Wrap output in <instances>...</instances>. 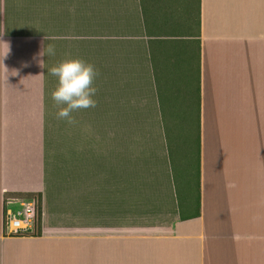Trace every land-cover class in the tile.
Segmentation results:
<instances>
[{
  "label": "crops",
  "instance_id": "obj_1",
  "mask_svg": "<svg viewBox=\"0 0 264 264\" xmlns=\"http://www.w3.org/2000/svg\"><path fill=\"white\" fill-rule=\"evenodd\" d=\"M35 1L39 27L48 4ZM77 1L50 0L51 44L98 29L101 82L147 107L170 161L199 157L198 214L140 237L106 221L98 236L54 235L45 219L42 235L4 233L6 199L46 186L47 37L12 26L0 0V264H74L91 239L101 264H264V0H98L97 20Z\"/></svg>",
  "mask_w": 264,
  "mask_h": 264
},
{
  "label": "rangeland",
  "instance_id": "obj_2",
  "mask_svg": "<svg viewBox=\"0 0 264 264\" xmlns=\"http://www.w3.org/2000/svg\"><path fill=\"white\" fill-rule=\"evenodd\" d=\"M71 2L77 11L79 1ZM46 4L48 10L45 8L40 15L38 27L36 1L11 0V25L28 34L45 29L47 45L52 43L48 38L53 31H50V0H44ZM97 6L98 0H91L95 20ZM66 18L60 16L62 20ZM6 25L9 26L8 15ZM60 25L61 28L56 24L55 29H63L61 22ZM55 45V55L45 56L44 62L46 186L38 207L48 224L47 230L54 235L92 237L99 235V224L106 221L107 235H158L170 230L179 215L195 213L196 158L184 164L170 161L171 150L165 146L162 130L153 115L149 118L147 107L137 97L120 96L114 83L101 82L98 29L87 32L75 26L68 40L56 41ZM72 57L95 65L97 93L95 107L73 112L74 122L68 123L56 116L58 108L51 92L57 79L47 69ZM179 173H183L182 177ZM100 213H105L102 220ZM90 241L89 253H75L74 264L76 260L81 264H101L97 241Z\"/></svg>",
  "mask_w": 264,
  "mask_h": 264
},
{
  "label": "clouds",
  "instance_id": "obj_3",
  "mask_svg": "<svg viewBox=\"0 0 264 264\" xmlns=\"http://www.w3.org/2000/svg\"><path fill=\"white\" fill-rule=\"evenodd\" d=\"M48 39L54 38L49 37ZM7 45L9 52V44L7 43ZM39 55L54 56L55 46L47 43ZM44 62L43 60L39 61L41 66ZM47 73L57 79V85L51 92V97L58 108L56 112L58 119L73 123V112L95 107L97 93L95 80L98 70L93 63L78 57L66 58L48 68Z\"/></svg>",
  "mask_w": 264,
  "mask_h": 264
},
{
  "label": "built area",
  "instance_id": "obj_4",
  "mask_svg": "<svg viewBox=\"0 0 264 264\" xmlns=\"http://www.w3.org/2000/svg\"><path fill=\"white\" fill-rule=\"evenodd\" d=\"M38 204V197L6 199L4 233L11 236L44 234V214L40 212Z\"/></svg>",
  "mask_w": 264,
  "mask_h": 264
},
{
  "label": "trees",
  "instance_id": "obj_5",
  "mask_svg": "<svg viewBox=\"0 0 264 264\" xmlns=\"http://www.w3.org/2000/svg\"><path fill=\"white\" fill-rule=\"evenodd\" d=\"M199 141H200V139H199V132L197 131V144L199 145ZM196 165H197V196H198V192H199V183H198V180H199V178H198V175H199V157H197V160H196ZM37 197H38V199H41L42 198V195H37ZM198 203L199 202H197V208H198ZM183 209V208H182ZM198 213H194V215L192 214V215H189V216H187V215H182V216H180V218L182 219V220H185V219H187V218H193V217H195L196 215H197Z\"/></svg>",
  "mask_w": 264,
  "mask_h": 264
}]
</instances>
